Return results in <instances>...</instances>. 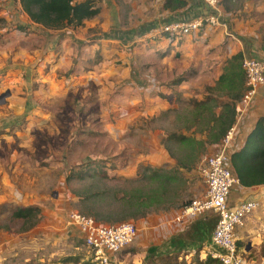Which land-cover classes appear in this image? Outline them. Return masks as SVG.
<instances>
[{
  "label": "rangeland",
  "instance_id": "rangeland-1",
  "mask_svg": "<svg viewBox=\"0 0 264 264\" xmlns=\"http://www.w3.org/2000/svg\"><path fill=\"white\" fill-rule=\"evenodd\" d=\"M81 1L84 0H74L75 3ZM95 1L97 5L105 6L103 16L85 21L76 30L69 28L72 45L75 42L78 55H81L82 45L92 37L102 38L109 34L120 43L116 45L115 52L108 46L106 53L109 52V58L101 56L99 51L90 63H85V71L93 69L99 73L96 79L85 74L86 77L76 83L70 82L71 71L50 78L46 67L42 76L35 73L30 77L32 66L24 63L28 58L24 55L25 37L14 35L25 23L20 13L17 19L14 16H0V96L9 92V96L0 98V264H75V258H79L81 264L90 261V250L67 221L69 211L92 218L105 226L124 222L134 224L137 229L135 241L138 244L125 250L119 256L118 264H220L209 263V254L203 247L185 249L167 257H144L157 237L151 233L155 229H166L168 233L165 238L169 240L173 235L171 226L176 223L175 218L180 210L205 194L206 184L199 174V167L219 147L208 137L212 112H205L196 120V100L186 98L177 99L173 108L158 115L143 116L144 105L140 103L142 106L137 105L125 126V135L116 141L106 137V127L99 126L98 134H88L90 130L97 129L95 123L110 116L106 107L119 93L120 96L123 94L121 88L129 82L118 78L117 73L121 69L117 71L115 68L121 64L120 57L123 54L141 57L140 51L134 50L146 49L151 57H145L146 66L154 63L155 53L150 51L154 48L140 43L139 37L144 34L140 29L158 23L162 16L157 0ZM218 8L230 14L229 18L239 24L233 34L247 31L245 35H239L246 39L249 34L255 35L262 41L264 52V0H220ZM102 23L108 24L109 30H102ZM80 29L83 36L76 39ZM118 36H121L120 39ZM124 38L126 42L122 40ZM112 59H116V62H109ZM105 63L111 70L114 65L117 71L109 72L112 74L110 80L114 78L113 89L110 87L112 80H108L107 84L102 77L104 75L101 76L108 66ZM142 64L133 66L136 72H144L139 69ZM40 66L42 64L38 61L37 67ZM157 72L155 67L153 73L148 72L155 82ZM133 78L138 87H154L151 80L147 79L143 85L136 82L139 77ZM61 79L66 81L65 86L60 83ZM64 88L69 91L64 93ZM255 114L259 119L264 118V109ZM86 121L94 122V127L85 126ZM173 133L194 138L206 135L209 143H196L187 147L171 144L172 156L166 153L173 164L166 163L159 168L168 174V178H175L169 179L166 184V196L157 199L166 208L151 212L141 219L120 220L131 214V211L118 208L119 205L112 201V195L117 190L130 191L134 188L142 193L160 192V181L144 179L146 167L156 169L145 165L149 162L145 156L150 157L154 151L159 153L158 142L167 151L164 140ZM180 163L187 167L178 166ZM82 170L88 174H99L91 179L81 176ZM101 173H106L114 181L102 180ZM125 179L133 182L125 183ZM98 191L105 196L98 200L82 199ZM256 202L258 206L250 215L252 221L253 218L256 221L253 225L261 234V240L236 242L242 264H264V187L258 192ZM19 208L39 210L34 227L24 230V222L12 218V213ZM255 232L252 231L254 235ZM167 240L162 241L164 243L160 246L165 245ZM127 254L133 257L131 263L125 261Z\"/></svg>",
  "mask_w": 264,
  "mask_h": 264
},
{
  "label": "crops",
  "instance_id": "crops-1",
  "mask_svg": "<svg viewBox=\"0 0 264 264\" xmlns=\"http://www.w3.org/2000/svg\"><path fill=\"white\" fill-rule=\"evenodd\" d=\"M157 1L158 6L160 5L162 16L158 23H152L140 29L144 31L142 32L144 34L141 35V38L139 37L140 43H142L145 47L148 46L154 48L153 50H150L155 53L154 63L151 64L152 66H146L148 64H145L144 62L145 57L148 56L151 59L148 54L149 52H147L146 49L143 51L134 50V52L140 51L141 57H131L123 54L120 57V66L115 68L117 71L121 69L119 73L114 70V65L112 66L113 70H111L109 65L105 63V65L108 66L107 69L104 70V74L101 72V76L104 75L102 77L105 78L107 84L108 80H112L110 82V87L112 89L114 88L115 83L113 77L111 80L109 78L110 75H112L109 73L111 71L113 73H117L120 80L129 82L126 83V86L121 88L122 92L124 91L123 94L120 96L119 93V96L117 95L116 98L114 97L112 102L109 103L110 105L106 107V112L110 116H106L103 120H101V125H99L100 123L98 122L95 123L97 129L90 130L88 134H98L99 132L97 131L99 130V126H101L106 127L104 133H107L106 137L110 141L118 140L120 137L125 135V131L127 130L125 126L127 125V122L131 120L130 117L132 112L135 111L137 105L140 103L144 105L142 110L143 116L154 114L158 115L164 110L166 111L173 108L177 99L182 100L186 98L196 100L194 102H204L209 98H214L216 99V103L220 106L221 103L228 101L227 97H220L223 94L217 92H213V95H211L208 90L216 85V82L223 74V70L226 67L227 62L237 54H241L244 59L246 57L258 58L262 53H264L262 52V41L255 35L248 33L249 36H247L246 39L239 35H245L247 31L241 34L232 33L237 30L239 24L237 22L235 23V20H231L229 18L231 15L221 8H218L220 23L216 26L204 25L199 32L192 36H185L176 42L169 41L165 36L152 38L151 36L155 30L165 24L173 21H189L196 18H202L209 16L212 13L209 8L201 2V0H183L186 2L185 6L181 8L166 9L164 8V5L167 0ZM95 3L96 7L99 8V13L90 20L100 19L104 14L103 8H105V6L101 4L97 5L96 1ZM3 15L11 17L14 16V19H17L16 16L19 15L25 23L22 29L14 32V35L15 37H25L24 39L26 40V43H24L23 47L26 49L24 55L28 58L24 60V63L32 66V69L29 72L30 77H33L35 73L42 76V74H44L42 71H44V67H46L49 69L47 74L50 78L60 75L59 73L61 72L67 73L71 71V75L69 77L71 80L70 82L76 83L81 81L86 77L85 74H88L87 76L92 79L93 77L96 79V75L99 73L93 71V69L85 71V63H90L92 58H94V55L99 53V51L101 56L109 58L110 55L107 54L109 52L106 53L108 46H110L111 50L115 52V48L117 47L116 45L120 43L119 40L115 39V36H109V34L102 36V38L92 37L82 45L80 51L81 55H78L77 46H74L75 42L72 45L73 42L69 36V33H71L69 28L72 27L76 30L78 29L77 27L68 26L61 29H49L37 25L33 23L22 11L20 3H15L11 0H0V16ZM8 18L9 17H7V19ZM100 26L102 27V30H109L108 24L102 23ZM81 31L82 29H80L77 36H75L76 39H78L79 36H83V32ZM120 37L121 36H118L117 38L120 39ZM122 40L126 42V38ZM42 59L43 63H41ZM38 61L42 64V66L37 67ZM76 62L78 64H76L77 66H71V64ZM109 62L115 63L116 59H112ZM136 63H143L139 69H143L144 72L140 70L136 72V69L133 68ZM102 66L104 65L102 64ZM154 67L158 71L156 73L157 84L153 80V76L148 74V72H154ZM133 76L139 77L136 82L143 85L147 82V79L151 80L154 87L150 86L149 88H143L136 86ZM60 83L65 86L66 81L64 82L61 79ZM66 91L69 90L64 88V93H66ZM129 93H131V96ZM136 94L138 96L137 98ZM214 94H217V96H214ZM141 104L140 106H142ZM219 106L214 109L215 115H217L220 111ZM261 109H264V85L258 90L252 107L245 113L239 123H236L235 120L233 126L231 127H235V132L229 144L230 151H236L243 145L246 137L249 135L256 121L259 119L255 113H259V110ZM119 115L120 118L118 117ZM85 123H87L85 126L94 127V122L86 121ZM81 125L82 122L80 123V126ZM211 125L212 123L210 122V126ZM193 128L191 132H193ZM84 131L87 132L86 129H84ZM225 137L218 141V143H214L216 144L215 146L220 148ZM195 139L197 141L199 140L204 142L205 144L209 143L207 142L206 135L195 137ZM156 144L158 145L157 149L159 150V153L154 151V153H151L150 157L145 156L146 160L149 159L148 164L145 165L155 167L156 169L161 168V166L166 163L172 165L173 162L168 156V153H166L167 151L162 149V145H160L159 142ZM157 149L154 148V150ZM263 187L264 186L245 188L240 185L235 186L229 197L230 204L235 206L237 203L246 199L256 200L258 192ZM251 215L246 217L243 226L235 232L236 242H238V240L244 242L248 241V239L261 240V234L256 231V226L254 227L253 225L256 221L254 218L252 221ZM250 221L251 224L249 225ZM215 223L216 216L212 213H206L193 222L191 220L182 224L175 223L171 226V232L173 235L169 238V240L165 238L168 230L155 229L151 235L156 234L157 237L153 240V246L148 249L149 253H147V255L145 253L144 257H167L174 253H180L185 249L194 250L200 247H203L206 250L210 245L211 234ZM72 230L81 238V233L75 226H72ZM252 231H256L255 235ZM166 240L167 242H165V245L160 246L164 243H162V241ZM143 243H145V241H143ZM137 244L138 242L136 243L135 240L132 243V245ZM131 246L127 249H130ZM125 250L112 257V264L119 263V256ZM132 259L133 257H131L130 254H127L125 261L131 263Z\"/></svg>",
  "mask_w": 264,
  "mask_h": 264
},
{
  "label": "built area",
  "instance_id": "built-area-1",
  "mask_svg": "<svg viewBox=\"0 0 264 264\" xmlns=\"http://www.w3.org/2000/svg\"><path fill=\"white\" fill-rule=\"evenodd\" d=\"M201 2L212 12L209 16L170 22L155 30L151 37L165 36L169 41L176 42L199 32L204 25H218L220 0ZM241 69L245 76V90L235 104L236 123H239L252 107L258 90L264 85V53L258 58H244L241 61ZM234 132L235 127L228 131L221 147L206 157L199 167V174L206 184L205 194L185 205L175 218L176 223L182 224L198 219L206 213L216 216L210 245L206 251L220 264H242L236 247L235 232L243 226L246 217L258 206L255 199L243 200L235 206L230 204V194L235 186H239L231 166V155L235 151L229 149ZM67 221L80 231L84 245L90 250V261L97 264H112V257L131 246L137 235L136 227L130 222L105 226L73 211L68 212Z\"/></svg>",
  "mask_w": 264,
  "mask_h": 264
},
{
  "label": "trees",
  "instance_id": "trees-1",
  "mask_svg": "<svg viewBox=\"0 0 264 264\" xmlns=\"http://www.w3.org/2000/svg\"><path fill=\"white\" fill-rule=\"evenodd\" d=\"M19 3L22 11L33 23L49 29H61L68 26L78 27L84 21L94 18L99 13L95 0H84L79 3H75L74 0H20ZM185 5L186 2L183 0H167L164 8H181ZM242 59L241 54L233 56L227 62L223 74L216 82V86L208 90L211 95H213V92L224 94L228 99L227 102L221 103L220 106L214 98H209L204 102H195L196 120L205 112H212L209 121L212 125L209 128L208 137L213 143H218V141L223 139L235 122V104L241 99L240 97H242L245 90V76L241 69ZM217 106L220 107V111L215 115L214 109ZM164 142L165 148L171 156V144L186 145L187 147V145L203 143L197 141L194 137H186L179 133L170 134ZM178 166L187 167V165L182 163ZM231 166L240 186L245 188L264 186V118L256 121L243 145L231 155ZM144 171L145 180L160 181V192L158 194L142 193L140 190L137 191V188L130 191L122 190L121 192L117 190L112 195V201L119 205L118 208L131 211V214L120 219L122 221L128 218L141 219L151 212L166 208L157 199L166 196V184L169 179L175 180V178H168V174L161 169L146 167ZM98 174H88L86 170H82L81 176L93 179ZM75 175H78V173ZM101 178L102 180L114 181V178L109 177L106 173H101ZM124 182L131 183L133 181L125 179ZM120 193L121 196H119ZM103 196L105 194L98 191L92 196H85L82 199L87 201L98 200L99 197ZM38 215L39 210L37 208H19L12 213V218L24 222V226H26L24 230H27L36 225ZM152 257L150 256L149 258ZM208 261L209 263L217 262L210 255ZM74 263L81 264L80 259L75 258ZM82 264L97 263L87 261Z\"/></svg>",
  "mask_w": 264,
  "mask_h": 264
},
{
  "label": "water",
  "instance_id": "water-1",
  "mask_svg": "<svg viewBox=\"0 0 264 264\" xmlns=\"http://www.w3.org/2000/svg\"><path fill=\"white\" fill-rule=\"evenodd\" d=\"M7 96H9V92H6V93H4V94H2L1 96H0V98H5V97H7Z\"/></svg>",
  "mask_w": 264,
  "mask_h": 264
}]
</instances>
